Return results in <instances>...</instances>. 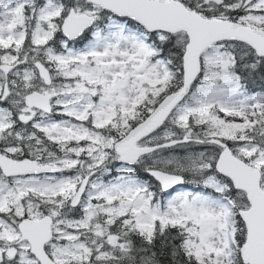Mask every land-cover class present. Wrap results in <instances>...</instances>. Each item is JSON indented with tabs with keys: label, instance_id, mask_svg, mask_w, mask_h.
I'll return each mask as SVG.
<instances>
[{
	"label": "snow or ice",
	"instance_id": "obj_1",
	"mask_svg": "<svg viewBox=\"0 0 264 264\" xmlns=\"http://www.w3.org/2000/svg\"><path fill=\"white\" fill-rule=\"evenodd\" d=\"M0 264H264V0H0Z\"/></svg>",
	"mask_w": 264,
	"mask_h": 264
}]
</instances>
